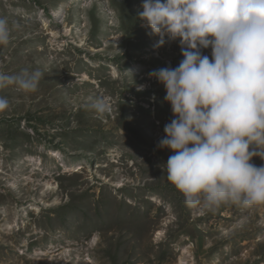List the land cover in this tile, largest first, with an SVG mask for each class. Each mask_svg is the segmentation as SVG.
Wrapping results in <instances>:
<instances>
[{"label":"rangeland","instance_id":"rangeland-1","mask_svg":"<svg viewBox=\"0 0 264 264\" xmlns=\"http://www.w3.org/2000/svg\"><path fill=\"white\" fill-rule=\"evenodd\" d=\"M141 4L0 0L12 27L0 72H43L35 92L0 90L10 104L0 113V264H264V205L193 209L167 180L158 143L173 112L150 73L183 55L179 40L155 47ZM97 98L104 113L90 107ZM124 202L127 216L149 219L127 227Z\"/></svg>","mask_w":264,"mask_h":264},{"label":"clouds","instance_id":"clouds-1","mask_svg":"<svg viewBox=\"0 0 264 264\" xmlns=\"http://www.w3.org/2000/svg\"><path fill=\"white\" fill-rule=\"evenodd\" d=\"M137 16L160 37L155 47L179 40L183 55L177 67L150 73L174 114L158 143L174 153L167 180L193 209L264 205V166L252 163L264 159V0H142ZM11 34L0 16V46ZM42 78L40 69L0 72V90L35 92ZM9 106L0 95V113ZM90 107L108 110L103 98Z\"/></svg>","mask_w":264,"mask_h":264},{"label":"trees","instance_id":"trees-1","mask_svg":"<svg viewBox=\"0 0 264 264\" xmlns=\"http://www.w3.org/2000/svg\"><path fill=\"white\" fill-rule=\"evenodd\" d=\"M164 97L162 98L163 106H164V108L167 109L166 111H168V109H169V112H168V114H169L170 113V110H171V107L169 108L168 105L165 103ZM173 118H174V114H172V116L170 117V119H169L168 122L170 123ZM123 120L124 119L121 118V122H123ZM125 125H127V124L125 123ZM32 127L36 131H38V129L35 126H32ZM131 131H132V133H135L136 135L138 134V131L137 130H135V131L134 130H131ZM164 149H166V148H164ZM165 152L167 154V159L169 158V156H171V155L174 154L171 149H166ZM83 197L84 196H80L78 198H74V202H72V203H74V207H76V206L80 205L82 202H84L85 197L84 198ZM103 198L104 197H102V199ZM70 205L71 204H69V205H67L65 207L66 208H69ZM83 205H85V204H83ZM127 207H128V204L127 203H125V202L122 203L120 205V209H119V212L117 214L118 217H121L122 218L123 223L124 224L126 223V226L127 227H137L138 226V224H137L138 222H141V221L144 222V220L147 221L149 219L148 217H146L147 216L146 214L140 212V209H136L138 211H136V212L134 211L131 215L128 214V216H127L126 215L127 214V209H126ZM74 212H75L74 210L68 212L66 214V217L72 215V213H74ZM95 212L97 214V217L101 219V220H99L98 224L104 225L105 223H107L111 219V211L105 209V206H102V205L99 206ZM106 215H107V217L105 218ZM163 258H165V257H163Z\"/></svg>","mask_w":264,"mask_h":264}]
</instances>
